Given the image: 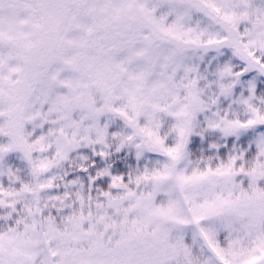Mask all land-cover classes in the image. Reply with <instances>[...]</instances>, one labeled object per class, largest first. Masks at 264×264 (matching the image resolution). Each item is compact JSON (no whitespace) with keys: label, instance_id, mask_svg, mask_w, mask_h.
<instances>
[{"label":"snow or ice","instance_id":"obj_1","mask_svg":"<svg viewBox=\"0 0 264 264\" xmlns=\"http://www.w3.org/2000/svg\"><path fill=\"white\" fill-rule=\"evenodd\" d=\"M0 264H264V0H0Z\"/></svg>","mask_w":264,"mask_h":264}]
</instances>
